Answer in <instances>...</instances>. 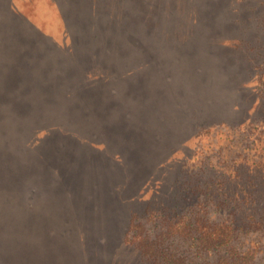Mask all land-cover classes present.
I'll return each mask as SVG.
<instances>
[{"label":"rangeland","instance_id":"obj_1","mask_svg":"<svg viewBox=\"0 0 264 264\" xmlns=\"http://www.w3.org/2000/svg\"><path fill=\"white\" fill-rule=\"evenodd\" d=\"M0 72V264L236 263L164 234L199 202L264 264V0H0Z\"/></svg>","mask_w":264,"mask_h":264},{"label":"trees","instance_id":"obj_2","mask_svg":"<svg viewBox=\"0 0 264 264\" xmlns=\"http://www.w3.org/2000/svg\"><path fill=\"white\" fill-rule=\"evenodd\" d=\"M70 1V0H69ZM77 1V0H74ZM88 19L86 20L87 24L83 27L78 28L81 33L83 34V36H87L89 35V40H91V38H93L94 40H97L99 37H97V34L99 31L98 29H100V27L102 28L103 25L105 27H109V25L111 24V21H107L105 20V18H101L102 14H98V13H87ZM83 15V11L79 12V16ZM67 20V19H66ZM154 23L157 22L156 19L153 20ZM75 30H77V28H75ZM108 34L110 33L112 36V31L109 30V28L107 29ZM109 36V35H108ZM109 36V37H110ZM126 38H128L126 36ZM125 38V39H126ZM102 40V39H100ZM97 40V41H100ZM127 40V39H126ZM95 41V43L97 42ZM103 41H104V37H103ZM205 41V40H203ZM208 42V41H207ZM114 56V54H112ZM104 57H110L109 54L105 55ZM1 74V72H0ZM29 76L32 75L31 73H29ZM39 77V76H38ZM36 78L37 80L39 78ZM18 78V77H17ZM62 81L65 82V79L63 77H61ZM17 80V79H16ZM35 80L34 82H32V84L37 83L38 88L40 89V91L44 92L46 94V97H49L51 95V89H52V83H47L45 82V80H43L44 84L41 85V83H39V80L37 81ZM60 81V84L58 86H55V89L57 90V92H61L63 89V82ZM66 83V82H65ZM30 84V83H29ZM28 84V82L25 80V85H28V91H24L21 93L24 94V98L20 99L17 103H19L21 100L22 101L20 104L17 105V111L19 114H24L27 113L29 110L28 109V102L32 100L33 98V91L31 89V86ZM263 85V84H262ZM46 86V87H45ZM45 87V88H44ZM43 94V95H45ZM73 95L71 92H69L68 94H66V97L64 98L65 101L68 100L69 98H71ZM117 102V101H116ZM21 105V106H20ZM20 108V109H18ZM38 114L34 115L36 116L34 119L32 120H36L39 121V118L42 115V107L38 106ZM10 110V108H9ZM24 112V113H23ZM63 115L68 116V111L67 109H63ZM3 116H7L8 114L4 111ZM17 118V117H15ZM16 119H10L9 121L6 122L5 125L7 126H16ZM162 121V119H161ZM4 124L2 125L3 127H6ZM118 155V154H117ZM251 189H253V191H256L259 189V185H252ZM261 191H264V185L261 188ZM253 203V204H252ZM248 202V205L250 207H254L253 205L259 207V214L251 211V213L248 215V220L251 222V228H254L255 230H260L264 225V218H261L262 216H264V214H261V209L263 208V206H260V203L257 201H255V199H253V202ZM220 206V207H219ZM211 207H213L212 205H207L205 202H199L196 203V205L191 206L190 208H187L183 213L176 215V221H174V219L172 218L171 220L174 222H168L170 224H168L169 226H166V228L164 229V234H168V235H182L183 237H186L187 240L191 241V244L196 246V251L199 254H204V255H209V253H213L218 248H222L224 247L223 253L224 254H228V256H232L235 258V262L234 264H241L240 262V258H238V253L236 252V250L238 249V245L234 244L232 245V241L235 239L236 237V228L234 227V225L231 222H228L226 220L220 221V222H210L209 219L206 217L207 213H208V209L211 210ZM221 207H223V205H218V208L220 209ZM214 209V207H213ZM215 210V209H214ZM181 222V226L175 227L177 225V223ZM173 223V224H172ZM172 224V225H171ZM190 246V245H189ZM216 254V252H215ZM160 256H162L161 254V250L159 248L155 246H153L152 244H150V257H153L155 259L159 258ZM253 258V253H251L249 251L248 254V260ZM164 264H177L175 262V260H173L172 258H165L163 257V261ZM219 262V261H218ZM208 263V264H219V263Z\"/></svg>","mask_w":264,"mask_h":264}]
</instances>
